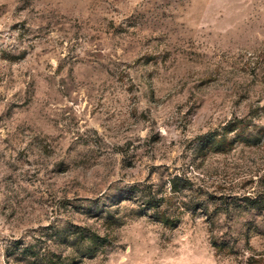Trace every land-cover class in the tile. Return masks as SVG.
Returning <instances> with one entry per match:
<instances>
[{"label":"rangeland","instance_id":"rangeland-1","mask_svg":"<svg viewBox=\"0 0 264 264\" xmlns=\"http://www.w3.org/2000/svg\"><path fill=\"white\" fill-rule=\"evenodd\" d=\"M52 253L264 264V0H0V264Z\"/></svg>","mask_w":264,"mask_h":264},{"label":"trees","instance_id":"trees-1","mask_svg":"<svg viewBox=\"0 0 264 264\" xmlns=\"http://www.w3.org/2000/svg\"><path fill=\"white\" fill-rule=\"evenodd\" d=\"M255 140V137L246 133V129L241 124H238L231 121L228 122L227 125H225L222 129L221 134H208L205 136L204 142H206V145H208L209 148L214 149L216 151L222 150L225 151L226 149H222L225 147L226 142L231 141V144L242 142L243 144L247 145L249 143H253ZM182 181H185L182 182ZM188 185L187 179L185 177H178L173 176L169 180V187H170V193L172 195L181 193V190H184L186 186ZM140 196L144 199V203L146 208H148L151 211H154L156 213L159 212L160 206L163 203V197L157 195V193H152L151 190H143L141 191ZM254 204H260L258 201H253ZM257 206V205H255ZM159 214V213H158ZM157 220L162 222L165 225H171L174 226L176 221L170 220L168 217L159 216L157 217ZM83 239V236L80 237ZM85 240L89 243L90 246L86 247V255H91L94 253L97 244H99L102 240L99 239L96 235H89L84 237ZM76 240V239H75ZM36 261H44V264H62V259H60L59 255L50 254L45 255L44 258L39 256H35Z\"/></svg>","mask_w":264,"mask_h":264}]
</instances>
